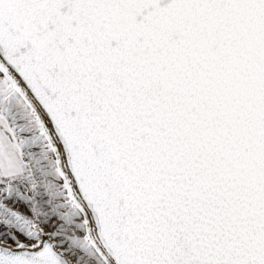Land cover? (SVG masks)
Wrapping results in <instances>:
<instances>
[{"label": "snow or ice", "instance_id": "1", "mask_svg": "<svg viewBox=\"0 0 264 264\" xmlns=\"http://www.w3.org/2000/svg\"><path fill=\"white\" fill-rule=\"evenodd\" d=\"M0 264H264V0H0Z\"/></svg>", "mask_w": 264, "mask_h": 264}]
</instances>
